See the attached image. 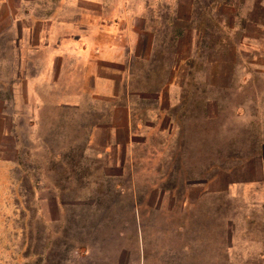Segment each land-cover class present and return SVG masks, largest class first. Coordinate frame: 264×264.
Instances as JSON below:
<instances>
[{"label":"rangeland","instance_id":"rangeland-1","mask_svg":"<svg viewBox=\"0 0 264 264\" xmlns=\"http://www.w3.org/2000/svg\"><path fill=\"white\" fill-rule=\"evenodd\" d=\"M82 61L119 97H70ZM135 202L149 264H264V0H0V264H78Z\"/></svg>","mask_w":264,"mask_h":264},{"label":"crops","instance_id":"crops-1","mask_svg":"<svg viewBox=\"0 0 264 264\" xmlns=\"http://www.w3.org/2000/svg\"><path fill=\"white\" fill-rule=\"evenodd\" d=\"M111 25L112 24H104L101 26V28L91 26H89L88 29L85 28L89 31V34H91V36L96 37L92 45L86 47V52H88L90 55L98 54L100 56V60H102V62L104 63L117 65L116 67H118L119 65L122 66L123 71L119 73L120 80L122 78L124 85H127L129 78H131L129 71L131 65L130 59L131 56H134L133 50L136 46L135 36L137 34L132 25H128V28L123 31L124 33L122 36H125L128 39V46L125 49L124 41H120L119 43L115 40V38H119L117 34L122 31H117L115 25L112 27ZM84 35L87 36V33H84ZM83 63L85 65V62ZM89 63L92 64V62H88L85 65L88 68V72H86V74L84 75L85 83L80 85L81 89L79 92H76L70 97H119L118 83L116 80L117 75L114 74L113 77V75L109 73L99 74L97 71H94L92 67L88 66ZM87 82L90 83L86 85ZM129 132L132 133L131 129L129 130ZM130 133L128 134V138ZM134 197H136L135 194ZM131 212L133 227L130 231H128L131 232V234H128L127 230L122 227L113 228L110 234L109 241L103 240V243L97 246V254L94 253L96 247L95 245L94 249H92L91 246L86 245V256H80L79 258H77L76 263L149 264L151 252L148 249L147 239H144L142 228L143 224L139 222V219L136 215V202L133 203V209H131ZM125 235L127 237L129 235L130 237H132V240H129L127 244L124 241ZM152 250L153 248L151 249V251Z\"/></svg>","mask_w":264,"mask_h":264}]
</instances>
